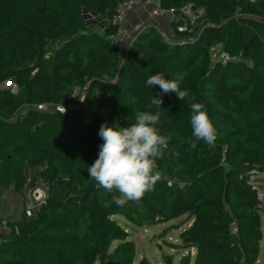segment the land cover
Here are the masks:
<instances>
[{
  "label": "trees",
  "instance_id": "16d2710c",
  "mask_svg": "<svg viewBox=\"0 0 264 264\" xmlns=\"http://www.w3.org/2000/svg\"><path fill=\"white\" fill-rule=\"evenodd\" d=\"M122 1L0 0V85H18L15 94L0 89V174L18 190L26 163L50 183L33 216L22 211L25 220L5 221L0 264H132L134 244L113 216L141 226L184 214L193 221L181 245L195 255L178 264H258L260 202L248 171L264 172V0H160L164 7L202 5L205 15L191 37L173 43L158 42L146 27L135 42L148 46H134L138 55L120 66L115 44L88 31L87 21L114 34ZM216 43L235 59L212 63L208 48ZM156 72L183 75V102L146 87ZM104 76L116 83L102 84ZM87 82L84 98H74L73 88ZM155 97L161 107L148 108ZM190 102L205 106L214 147L203 140L190 147ZM35 103L60 104L65 112L37 110ZM140 111L159 112L158 134L170 138L169 147L156 161L153 190L118 207L112 197L119 193L89 178L87 166L103 143L100 125L128 126ZM172 262L164 256V264Z\"/></svg>",
  "mask_w": 264,
  "mask_h": 264
},
{
  "label": "rangeland",
  "instance_id": "374dc122",
  "mask_svg": "<svg viewBox=\"0 0 264 264\" xmlns=\"http://www.w3.org/2000/svg\"><path fill=\"white\" fill-rule=\"evenodd\" d=\"M152 7V5H148L146 7L135 8L128 16V24L132 25L137 21L144 22V24L147 27H150V29L154 28L155 24H157L160 26V31L154 29L157 33H153V36H155V39L158 42L168 43L174 37V35L173 37H170V34L173 32V25L171 24V21L167 19L169 15H154L149 19L148 14ZM137 13L140 15L137 16ZM144 13L147 15V17L142 15ZM87 22L89 24L88 31L99 32L103 34L107 40H110L113 44H115L119 50L118 63L120 66L127 62L129 58L138 55V53H133L134 51H132L134 46L141 49H145L148 46L146 41L135 42L138 35H132L128 39H119L116 33L106 34L102 29L96 25H93L91 21ZM111 82H113L111 76H104L101 79L102 84H109ZM88 87L89 82L85 83L83 87H74L72 96L79 100L83 99L85 96V91ZM37 104L39 103H35L31 107L37 109ZM51 106H49L47 109H52ZM22 108L23 112L27 110V104L22 106ZM132 111L129 110L126 112L131 113ZM114 122L118 121L115 120ZM129 122L134 123L135 118H132V120ZM120 125L124 126L122 124ZM39 168V166H36L33 169H29L26 163L23 164L22 174L24 181L18 190H16L14 183L7 182L5 177L0 174V230H6L4 224L5 221L9 220L21 222L25 220L23 219L22 211L23 207L28 202H32V204L35 205L36 209L34 213H36L38 209L46 203L47 193L49 194L50 183L46 182L41 177L34 176V173L39 170ZM248 174L251 176L249 183L252 185V187H256L257 198L260 202L259 216L261 240L259 242L260 254L258 256L257 263L264 264V172L260 173L256 168L252 167L248 171ZM37 194H39L40 197L35 198L38 196ZM112 218H114L121 228L124 229V232L127 234V240H130L134 244L135 255L133 257L132 264H141V262L142 264H164L165 255H171L173 257L172 264H178L179 259H181L183 255L187 253H189L192 257L195 255V250L193 248H182V242L186 234V230L193 221V219L187 214L181 215L180 217L174 218L164 223H152L150 225L141 226L136 225L131 221H128L125 217L119 215H115ZM116 244V242H113L109 247V250L111 251Z\"/></svg>",
  "mask_w": 264,
  "mask_h": 264
},
{
  "label": "clouds",
  "instance_id": "9594fccd",
  "mask_svg": "<svg viewBox=\"0 0 264 264\" xmlns=\"http://www.w3.org/2000/svg\"><path fill=\"white\" fill-rule=\"evenodd\" d=\"M183 79L181 74L165 79L163 72H156L148 77L145 85L149 88L159 86L162 93H174L183 102L189 95L180 86ZM162 103V99L155 97L147 107H161ZM190 107L191 134L194 137L190 147L196 148L201 140L214 147L217 133L205 106L190 102ZM159 122V112L140 111L136 113L135 122L128 126H121L119 122H114L111 127L107 122L100 125L98 136L103 143L99 145L97 159L87 166V172L89 178L105 190L119 193L112 197L118 207H123L128 201H139L146 192L153 190L160 179L159 171L154 169L156 161L164 157L170 138L158 134Z\"/></svg>",
  "mask_w": 264,
  "mask_h": 264
},
{
  "label": "built area",
  "instance_id": "2783aa9c",
  "mask_svg": "<svg viewBox=\"0 0 264 264\" xmlns=\"http://www.w3.org/2000/svg\"><path fill=\"white\" fill-rule=\"evenodd\" d=\"M148 5H152L151 11H149L148 17L149 19L154 15H169L171 18V24L173 32L170 34V37L173 39L168 43H173L175 41L181 40L183 37L181 34H185L186 36L191 37L195 30L196 25L202 21L205 15V7L202 5L194 4L192 2L183 3L177 7H164L160 0H123L120 2L116 8L115 15L113 18V23L116 26V34L119 39H128L132 35L137 36L140 34L147 26L144 22H135L132 25L128 24V16L135 8L146 7ZM157 31L160 29L157 26H154ZM208 56L212 63H222L225 64L228 61L235 59L230 55L228 51H226L221 44H212L208 48ZM37 70L34 69L31 72L33 75ZM1 89H9L10 93L15 94L18 90V85L11 81L5 80L0 85ZM53 105V106H51ZM49 106L52 107L50 110H55L58 112H65V107L62 105H54V104H46L39 103L37 104V109L45 110ZM171 180L167 182L168 185H171ZM257 191V190H256ZM35 198L40 197L39 194ZM48 198V193H47ZM35 205L32 202H28L23 207L24 215L29 218L34 214Z\"/></svg>",
  "mask_w": 264,
  "mask_h": 264
},
{
  "label": "crops",
  "instance_id": "0c3cea01",
  "mask_svg": "<svg viewBox=\"0 0 264 264\" xmlns=\"http://www.w3.org/2000/svg\"><path fill=\"white\" fill-rule=\"evenodd\" d=\"M140 14H138L137 13V16H139ZM143 16H145V17H147V15L144 13V14H142ZM131 17H133V16H131ZM168 17V16H167ZM169 21H171V18L170 17H168L167 18ZM155 26H157L159 29H160V26H158L157 24H155ZM155 29V28H154ZM175 36V35H174Z\"/></svg>",
  "mask_w": 264,
  "mask_h": 264
},
{
  "label": "water",
  "instance_id": "95a60500",
  "mask_svg": "<svg viewBox=\"0 0 264 264\" xmlns=\"http://www.w3.org/2000/svg\"><path fill=\"white\" fill-rule=\"evenodd\" d=\"M106 264H120V262L119 261H107Z\"/></svg>",
  "mask_w": 264,
  "mask_h": 264
}]
</instances>
